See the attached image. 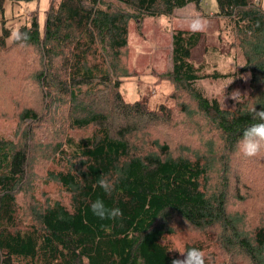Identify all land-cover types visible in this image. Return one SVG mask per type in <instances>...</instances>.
<instances>
[{"label": "trees", "instance_id": "16d2710c", "mask_svg": "<svg viewBox=\"0 0 264 264\" xmlns=\"http://www.w3.org/2000/svg\"><path fill=\"white\" fill-rule=\"evenodd\" d=\"M5 2H34L36 7L37 0H0V58L14 48L18 55L24 50L28 56L22 58L34 61L32 89L36 87L44 105L40 113L20 110L16 119L23 129L13 138L0 134V264H171L190 248L201 250L206 264H219L214 243L236 251L247 264H264V216L259 226L246 231L241 217L228 210L229 187L236 192L239 186L237 176L229 178L228 152L234 155L243 130L255 122L253 106L264 107L260 0H214L210 15L218 24V39L225 33L228 45L242 52L244 63L237 74L248 76L250 100L231 110L195 88L198 81L226 77L215 69L204 73L203 65L191 62L202 33L170 34V68L156 77L172 85L169 95L181 92L188 102L189 108L178 104V112L191 123L194 115L201 117L194 122L199 131L208 124L216 132L219 151L208 147L203 157L188 150L173 155L166 143L148 140L150 129L171 124L173 105L160 103L149 110L145 100L129 104L118 93L121 81L132 75L123 57L128 23L171 16L175 9L199 6L202 0H49L41 28L32 11L15 30L27 34L24 42L13 41L5 25ZM13 56L11 52V65ZM100 98L105 100L104 110L97 107ZM42 113L51 127L60 123L57 137V128H46L43 139L53 140L49 144L35 141L30 128L41 126ZM120 116L145 117L148 122L141 129L118 128L112 137L107 124ZM147 140L151 147H146ZM41 157L42 182L32 188H52L54 194L45 193L43 202L34 196L18 202L21 189L30 188L33 181L31 163ZM217 170L211 185V173ZM102 177L115 185L110 194L98 186ZM97 198L123 215L98 219L90 211ZM175 222L202 238L184 240L178 252L168 241L175 234Z\"/></svg>", "mask_w": 264, "mask_h": 264}, {"label": "rangeland", "instance_id": "374dc122", "mask_svg": "<svg viewBox=\"0 0 264 264\" xmlns=\"http://www.w3.org/2000/svg\"><path fill=\"white\" fill-rule=\"evenodd\" d=\"M260 2L262 10H264V0H260ZM48 5L49 0H37L36 7L34 2L20 3L19 5L5 2V25L14 33L19 24L23 22L24 17L35 11L38 25L41 28ZM214 12V0H202L199 6L187 4L181 9H175L171 16L146 17L137 23L130 21L127 26V49L123 57L132 75L129 76L130 78L121 81L118 93L121 99L129 104L145 100L149 110H153L154 106L160 103L168 107L173 105L175 113L171 124L166 128L150 129L148 133V140L155 139L157 145L166 143L168 150L173 155L188 150L191 154L193 152L196 156L203 157L207 156L208 147H213L216 151H219L218 148L221 147L218 144L216 132H212L208 124L206 129L200 131L195 127L194 122L197 124V122L202 121L201 117L194 115L191 118V123L186 115L178 112V104L185 103L187 107L189 106L188 102L181 96L182 93L171 92L169 95L172 85L166 80H160L156 77V74H162L170 68L169 40L171 32L175 30L193 32L188 29L185 23L189 17L198 15L207 21L206 30L201 32L202 37L191 52V62L195 66L203 65L202 71L204 73L209 74L215 69L226 76L217 80L198 81L194 84L195 88L207 99H214L220 108L227 110L233 109L238 102L244 103L250 100L248 76L246 73L241 76L237 74L238 69L244 63L242 52L236 45H228L224 39L228 36L225 33H221L222 37L218 39V24L210 18ZM210 49L213 52H210ZM11 52L12 56L13 54L18 55L14 48L3 58H0V134L13 138L18 134L20 128L23 129V126L16 119L20 110L32 109L36 113H40L43 111L41 107L44 103L43 97L35 91L37 90L36 87L32 89L34 82L29 78L30 72L35 68L33 66L34 61L31 58H22L28 55L23 54L24 50L21 49L19 50L21 55L13 56L15 64L11 65ZM5 61H8L9 65ZM227 73L229 75H226ZM169 96H173V98ZM97 107L100 110L106 109L103 98L99 99ZM44 115L45 113H42L39 128L36 129L35 125H31L30 128L35 132V141L41 144H49L53 140L43 139L46 128L52 132L57 128L55 130L56 137L60 134L61 128L57 127L60 123L51 127V124L47 120L45 121ZM147 122L145 117L132 119L131 117L123 118L120 116L110 121L107 126L109 135L113 137L118 128L129 126L141 129ZM148 140L146 147H151L148 145L150 142ZM228 155L231 157L229 178L231 180V175H234L239 180L236 192L231 186L229 187L228 210L241 217L247 231V229L259 226L264 216V152L256 157L247 158L237 148L234 150V155L231 156L229 152ZM44 163L45 160L42 157L40 159L35 158V163H31L34 178L33 181L29 182L30 188L23 187V190L21 189L23 195H18V202L24 201V196H34L43 202L45 193L50 196L54 194L52 188H32V186L41 185ZM218 170L211 173V185L218 178ZM40 189L42 192L37 194ZM235 196L238 197L234 198ZM173 229L175 234L168 241L173 243L178 252L181 250L184 240L190 242L192 239L202 238L200 234L192 231L186 225L180 224V222H175ZM210 233L212 234V232ZM215 244L211 247H213L212 251L215 252L218 260L221 261L219 264H247L244 259L238 257L236 251L226 250L221 244Z\"/></svg>", "mask_w": 264, "mask_h": 264}, {"label": "clouds", "instance_id": "9594fccd", "mask_svg": "<svg viewBox=\"0 0 264 264\" xmlns=\"http://www.w3.org/2000/svg\"><path fill=\"white\" fill-rule=\"evenodd\" d=\"M185 23L188 29L193 32H202L207 28V21L198 15L189 17ZM12 39L15 42H24L28 37L26 33H21L17 30L12 34ZM251 115L255 122L243 130L239 141V150L247 158L256 157L264 152V107L257 110L253 106ZM97 183L106 194H110L115 187L114 183L107 177L98 179ZM90 211L100 220H115L123 215L121 209L109 207L101 198H97L91 202ZM102 227L105 228V231H110L107 227ZM179 254L182 258L172 259L171 264H206L205 254L197 248L186 249Z\"/></svg>", "mask_w": 264, "mask_h": 264}]
</instances>
